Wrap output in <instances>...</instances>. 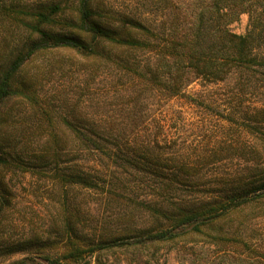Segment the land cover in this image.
<instances>
[{
    "label": "rangeland",
    "instance_id": "rangeland-1",
    "mask_svg": "<svg viewBox=\"0 0 264 264\" xmlns=\"http://www.w3.org/2000/svg\"><path fill=\"white\" fill-rule=\"evenodd\" d=\"M20 1L53 0H15ZM61 1L64 11L45 28L69 32L73 28L66 23L75 18L78 0ZM170 1L94 0V5L111 24L128 15L158 29L169 18ZM34 23L17 9L0 10V65L36 37L28 27ZM248 27L247 13L229 25L237 34ZM254 49L258 61L252 66L235 68L221 81L191 82L186 93L195 101L167 98L150 87L140 75L149 55L140 50L106 45V55L97 60L57 46L28 56L18 73L26 89L0 113L9 157L0 164V264L24 257L28 264H136L140 256L148 264H205L213 247L200 235L141 248L124 243L134 229L167 224L138 201L158 199L161 208L173 209L236 189L250 196L259 192L264 44ZM133 145L161 154L157 166L168 179L152 171L155 167L142 171L139 163H126L124 153ZM117 176L129 180V197L115 188ZM226 217L216 229L264 234V198ZM74 247L82 252L70 254Z\"/></svg>",
    "mask_w": 264,
    "mask_h": 264
},
{
    "label": "trees",
    "instance_id": "trees-1",
    "mask_svg": "<svg viewBox=\"0 0 264 264\" xmlns=\"http://www.w3.org/2000/svg\"><path fill=\"white\" fill-rule=\"evenodd\" d=\"M9 8L35 19L36 23L28 27L36 37L24 44L6 64L0 65V113L21 93V89H26L18 77L19 70L26 58L40 49L68 46L82 53H91L97 60L106 55V45L143 51L149 56L140 75L150 87L167 98L185 97L195 101L186 93L191 82L196 79L221 81L235 68L252 66L258 61L254 45L264 44V0H171L169 18L158 29L128 15H124L119 24H111L102 20L94 0H78L75 18L69 17L66 23L73 28L69 32L45 28L54 24V15L64 11L61 0L0 1V10ZM242 13L249 15V27L245 34H237L229 29V25ZM90 142L96 144L94 139ZM5 145H8L5 137H0V164L9 163ZM124 154L130 166L139 163L142 171L146 165L155 167L152 171L157 170L158 173L159 170L158 176L168 179V173L157 166L162 155L154 154L147 146L133 145ZM111 155L117 157L118 154L111 152ZM116 181L115 188L122 189L119 193L129 197L126 193L130 189L129 180L117 176ZM92 184L97 185L96 182ZM262 188L264 183L256 186L255 190L259 192L254 196H250L248 190L236 189L218 199L186 203L173 209L161 208L158 199L138 201L144 208L161 216L167 224L156 230H131L134 236L130 234L124 245L141 248L180 242L182 237L200 235L208 249L213 247L205 264H264V234L254 236L239 230L228 232L222 226L216 229L218 222L248 201L264 198ZM168 189L167 185L162 188V196L166 197ZM81 252V248L74 247L70 254ZM27 260L24 257L11 264H28ZM148 260L140 256L135 263L148 264Z\"/></svg>",
    "mask_w": 264,
    "mask_h": 264
}]
</instances>
